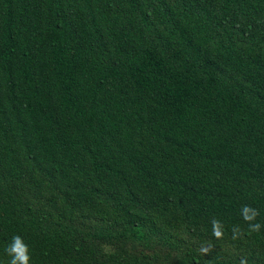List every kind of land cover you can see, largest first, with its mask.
Returning a JSON list of instances; mask_svg holds the SVG:
<instances>
[{"label": "trees", "instance_id": "obj_1", "mask_svg": "<svg viewBox=\"0 0 264 264\" xmlns=\"http://www.w3.org/2000/svg\"><path fill=\"white\" fill-rule=\"evenodd\" d=\"M13 235L29 264H264V0H0V264Z\"/></svg>", "mask_w": 264, "mask_h": 264}, {"label": "clouds", "instance_id": "obj_2", "mask_svg": "<svg viewBox=\"0 0 264 264\" xmlns=\"http://www.w3.org/2000/svg\"><path fill=\"white\" fill-rule=\"evenodd\" d=\"M258 211L250 206H244L242 208V217L245 221L251 222L255 220L258 215ZM213 235L217 238H220L222 233V225L219 221L213 219ZM261 225L259 223H250L249 228L252 231H258ZM233 238L239 234V227L233 228ZM210 247H201L200 251L207 253L210 250ZM5 253L10 257L8 264H29L30 256L27 244L24 242L23 238L19 235H13L11 241L7 244L4 249Z\"/></svg>", "mask_w": 264, "mask_h": 264}]
</instances>
